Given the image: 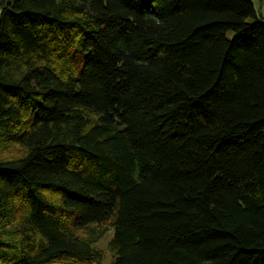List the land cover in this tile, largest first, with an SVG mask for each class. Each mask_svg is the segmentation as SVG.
<instances>
[{"label": "trees", "instance_id": "obj_1", "mask_svg": "<svg viewBox=\"0 0 264 264\" xmlns=\"http://www.w3.org/2000/svg\"><path fill=\"white\" fill-rule=\"evenodd\" d=\"M253 1L0 0V264H264Z\"/></svg>", "mask_w": 264, "mask_h": 264}, {"label": "rangeland", "instance_id": "obj_2", "mask_svg": "<svg viewBox=\"0 0 264 264\" xmlns=\"http://www.w3.org/2000/svg\"><path fill=\"white\" fill-rule=\"evenodd\" d=\"M253 2L256 7L257 13L261 14L264 17V0H254ZM23 152L24 149L17 145L3 153L1 156L4 158H15L19 157ZM96 229L97 232L103 230V233L97 243V247L103 250V252L105 253V259L102 264H110L113 260V254L109 250V243L113 238L114 229L109 223L104 224L103 227L97 226Z\"/></svg>", "mask_w": 264, "mask_h": 264}]
</instances>
